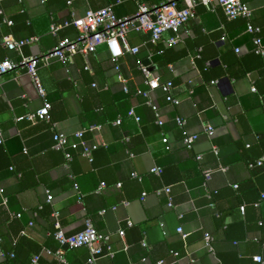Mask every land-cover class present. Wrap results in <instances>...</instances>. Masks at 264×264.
Wrapping results in <instances>:
<instances>
[{
	"label": "crops",
	"instance_id": "0c3cea01",
	"mask_svg": "<svg viewBox=\"0 0 264 264\" xmlns=\"http://www.w3.org/2000/svg\"><path fill=\"white\" fill-rule=\"evenodd\" d=\"M120 1L1 0L0 61L20 59L18 52L5 46L7 37H36L24 46L23 54L39 55L54 48L60 38L78 33L70 25L55 36L50 32L53 22L63 23L110 4L119 16H127L136 12L137 1L153 6L165 0ZM176 1L180 7L187 5V0ZM245 1L264 41V0ZM247 21L229 19L219 6L199 4L196 16L179 33L173 61L156 67L157 53L153 57L150 53L156 46H170L164 40L153 44L149 32L136 30L127 33L126 43L140 50H126L119 71L105 44L88 54L77 53L67 63L58 58L40 62V78L52 103L51 122L26 117L43 104L26 67L19 65L4 74L0 188L8 204H2L0 192V245L5 237L13 242L27 237L40 246H59L50 238L57 220L69 234L81 231L90 220L100 232L111 235L116 250L114 257H101L97 264H157L159 259L167 264H264V224H260L264 223V54L255 52ZM171 35L168 32L165 38ZM140 62L150 65L162 82H174L172 94L180 100L178 105L168 102L161 89L151 92L162 124L143 95L150 87ZM178 116L185 120L183 126ZM92 125L101 128L92 130ZM208 126L214 128L212 136L206 133ZM80 130H85L88 144L98 146L93 161L80 150H71L73 159L66 166L64 151L53 147L54 132H63L74 142ZM190 134L199 137L188 148L184 139ZM260 158L262 165L257 164ZM155 166L162 167L161 175L151 172ZM167 185L172 187L173 207L165 194L155 193ZM257 201L259 206L254 205ZM243 204L245 213L240 210ZM120 229L126 232L124 238ZM206 232L214 238V251L204 242ZM60 249L65 261L47 249L39 256L47 264H90L88 248ZM3 253L0 246V264L5 261ZM254 255H261L263 262L255 261Z\"/></svg>",
	"mask_w": 264,
	"mask_h": 264
},
{
	"label": "built area",
	"instance_id": "2783aa9c",
	"mask_svg": "<svg viewBox=\"0 0 264 264\" xmlns=\"http://www.w3.org/2000/svg\"><path fill=\"white\" fill-rule=\"evenodd\" d=\"M119 2L121 1L119 0ZM68 3H71V1H68ZM137 4V11L134 14L127 16H119L114 9V5L110 4L96 10L88 9L83 16L77 18L75 17L72 20H66L63 23L53 22L51 24L50 32L55 36L58 35L62 28L70 25L75 26L78 29V33L75 37L65 36L60 38L54 48L43 54L29 56L23 54L24 46L34 42L37 39L36 37L26 39L5 38V46L18 52L20 54V59L16 61L11 58H6L0 61V78L8 72L14 71L19 65L25 66L33 85L43 101L42 106L36 112L26 116L28 119L34 120L36 118H41L51 122L52 103L48 98L46 88L43 86L40 78V62L47 63L51 58H58L62 62L67 63L71 60L73 55L77 53L88 54L94 52L99 45L105 44L110 53L111 60L115 64L116 70L119 71V60L124 55L125 51L127 50L132 53H138L140 50L138 46L130 47L126 43V35L130 30L149 32L151 42L153 44H157L158 42L164 40L166 45L173 46L180 41L179 33L181 29L196 16L197 6L199 4L212 9L219 6L231 20L246 18L248 20L247 32L254 35L253 43L255 45V52L258 54H264V41L261 37L262 29L250 20L252 11L249 3L245 0H187V5L184 7L178 6L176 0H165L160 5L153 6H149L142 1H137ZM6 21L9 24L13 23L12 20L9 19H6ZM168 32H172L174 35L165 38V34ZM236 50L239 51L238 48ZM161 52L162 51L151 52L150 57H153L156 53L159 54ZM139 67L150 87L147 91L143 92V95L147 98V103L155 110L157 123L162 124L163 121L159 114V107L152 100L151 92L155 89H161L165 92L166 100L168 102L178 105L180 100L172 94L174 82L172 80L162 82L160 77L153 73L150 69V65L148 64L140 62ZM119 76L122 77L121 73ZM215 82L216 80L212 81V83ZM130 114H134V111L131 110ZM137 119L139 120L140 118L137 117ZM176 120L181 126L185 124V120L179 116L176 117ZM117 123H121V119H118ZM100 128L101 126L99 125L90 126V129L92 130H98ZM206 133L209 136H212L214 134V128L212 126H208L206 128ZM75 135L77 137V141L74 142H71L69 140V136L63 132H54L53 135V147L64 151L66 166H69L70 161L73 159V153L71 150H80L84 157L93 161L92 153L98 147L96 144H88L85 139V130H80L76 132ZM198 137V134L186 135L184 139L185 145L188 148L192 147ZM163 141L167 144V148L170 149L171 146L167 136L163 137ZM2 142V129L0 127V143ZM257 164L262 165L263 158H260L257 161ZM151 172L161 175L163 169L160 166H155L151 168ZM210 175L211 172L208 171L206 173L207 178H209ZM132 176L140 180L142 179L141 175L137 172H132ZM102 186H105V183H103ZM118 186H121V183H118ZM75 187L78 189L77 184H75ZM235 187H237V185H235ZM0 192L2 195V204L7 205L8 198L4 195V189L0 188ZM155 193L158 196L165 194L168 199V205L171 207L175 205L172 195V187L170 185L157 189ZM261 195V197L264 198V193ZM145 196H147V192L143 193V198H145ZM48 199L52 200L53 196L49 194ZM259 204L260 201L254 203L255 206H259ZM240 210L242 213H245L246 205H241ZM20 215V213H15V216ZM128 223H130V220ZM32 224L33 222H30V225ZM260 224L262 225V221ZM179 231L184 237L186 236L182 227L179 228ZM51 234L62 245L69 248H88L91 253V257L89 259L90 264H97V260L104 256L114 257L116 253V250H114L111 244V235L100 232L90 220H87L84 229L72 234H67L60 221L57 220L55 223V230L51 232ZM118 234L124 238L126 232L124 229H120ZM213 240L214 238L211 233L206 232L204 234V242L210 251H214ZM46 251L48 254L57 256L61 261H65L63 250L60 249L53 252L47 249ZM172 254L177 257L179 252L173 251ZM11 256H14V254H11ZM253 259L257 262H263V257L261 255H254ZM38 262L39 255H35L32 260V264H38ZM156 263L167 264L164 259H160Z\"/></svg>",
	"mask_w": 264,
	"mask_h": 264
},
{
	"label": "trees",
	"instance_id": "16d2710c",
	"mask_svg": "<svg viewBox=\"0 0 264 264\" xmlns=\"http://www.w3.org/2000/svg\"><path fill=\"white\" fill-rule=\"evenodd\" d=\"M154 50H156V52L162 51L161 53L156 54L154 56V66L155 67L160 66V65H164V64H168V63H171L173 61L172 56L174 55V52H175L174 45L170 46L168 48L156 46ZM262 224H264V223L262 222ZM20 229L21 228H18L17 231H19ZM54 230H55V228H54ZM14 231H15V229H14ZM67 234H69V233H67ZM50 238L52 240L56 241L59 246H57V245L52 246V245H50V243L45 244V246H40L39 244L35 243L33 240H31L27 237H21L17 242H13V240H11V238L9 239L8 237L2 238L3 241L1 242L0 246L4 252L3 255L5 256V261L3 264H32L33 257L35 255H40L41 251L44 249H49L53 252L58 251L60 246L64 249H67V250L75 249V248H69L67 246L62 245L52 234L50 235ZM11 254H14V256H11ZM39 261L42 264H47L42 259V256L41 257L39 256ZM53 264H58V263L54 262Z\"/></svg>",
	"mask_w": 264,
	"mask_h": 264
}]
</instances>
